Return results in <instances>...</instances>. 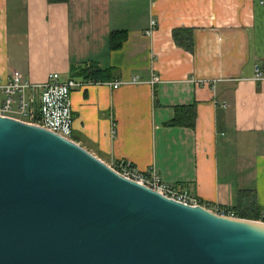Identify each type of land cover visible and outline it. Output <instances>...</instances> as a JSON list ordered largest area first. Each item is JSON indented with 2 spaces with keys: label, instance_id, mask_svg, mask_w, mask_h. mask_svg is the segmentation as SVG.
I'll use <instances>...</instances> for the list:
<instances>
[{
  "label": "crops",
  "instance_id": "0c3cea01",
  "mask_svg": "<svg viewBox=\"0 0 264 264\" xmlns=\"http://www.w3.org/2000/svg\"><path fill=\"white\" fill-rule=\"evenodd\" d=\"M176 30L192 32L190 51ZM112 32L127 35L118 50ZM256 64L264 69V0H0V77L18 71L40 84L95 66L111 70V81L140 78L146 83L74 89L71 140L109 166L155 169L213 210L235 209L243 191L264 214ZM180 108H193V125Z\"/></svg>",
  "mask_w": 264,
  "mask_h": 264
},
{
  "label": "water",
  "instance_id": "95a60500",
  "mask_svg": "<svg viewBox=\"0 0 264 264\" xmlns=\"http://www.w3.org/2000/svg\"><path fill=\"white\" fill-rule=\"evenodd\" d=\"M0 264H264V222L179 203L0 117Z\"/></svg>",
  "mask_w": 264,
  "mask_h": 264
},
{
  "label": "built area",
  "instance_id": "2783aa9c",
  "mask_svg": "<svg viewBox=\"0 0 264 264\" xmlns=\"http://www.w3.org/2000/svg\"><path fill=\"white\" fill-rule=\"evenodd\" d=\"M155 26V21L151 20L146 35H152ZM158 81V78L153 77L148 84L154 85ZM250 81L264 82V69L260 64L254 65ZM143 83L146 82L138 77L108 83H94L76 78L63 80L59 74L50 73L43 83L33 84L25 80L20 72L13 71L9 76L0 77V117L37 126L71 140L73 125L71 93L74 89H84L92 85H106L111 89H118L121 86ZM110 167L121 176L167 198L189 206L198 205V201L186 192L164 183L155 169L141 172L126 161L117 162ZM213 211L224 215L218 208ZM229 216L234 217L232 214Z\"/></svg>",
  "mask_w": 264,
  "mask_h": 264
},
{
  "label": "trees",
  "instance_id": "16d2710c",
  "mask_svg": "<svg viewBox=\"0 0 264 264\" xmlns=\"http://www.w3.org/2000/svg\"><path fill=\"white\" fill-rule=\"evenodd\" d=\"M48 1L51 3L66 2V0H48ZM179 35H181L183 38L181 39ZM126 37L127 35L123 32H112L109 37L110 48L112 50L120 49L123 42L126 40ZM173 38L179 46L184 47L189 51L192 49V32L190 30H176L173 32ZM70 73H71L69 76L70 78H79L87 81H92L94 83L108 82L111 81L113 78V73L111 70L109 69L100 70L95 66L73 68L71 69ZM178 111L180 113L186 111L189 115L187 117V120L189 121L187 122V124L193 125V118H194L193 108H180L178 109ZM173 124L177 125L180 123H173ZM238 200H239L238 207L232 210L230 209L223 210L222 213L227 216L232 214L234 217L237 218L264 222V216L263 218H261V215L264 214H262L261 213L262 211L256 206L254 196H252L249 192L240 191L238 195ZM198 205L206 207L207 209H211L210 205L207 204L205 205L201 202H199Z\"/></svg>",
  "mask_w": 264,
  "mask_h": 264
},
{
  "label": "rangeland",
  "instance_id": "374dc122",
  "mask_svg": "<svg viewBox=\"0 0 264 264\" xmlns=\"http://www.w3.org/2000/svg\"><path fill=\"white\" fill-rule=\"evenodd\" d=\"M210 210H212V211H213V208H211Z\"/></svg>",
  "mask_w": 264,
  "mask_h": 264
}]
</instances>
